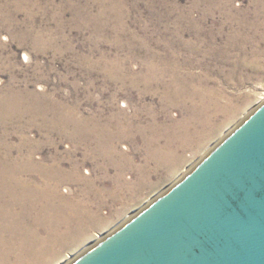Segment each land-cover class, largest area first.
<instances>
[{
    "label": "rangeland",
    "instance_id": "374dc122",
    "mask_svg": "<svg viewBox=\"0 0 264 264\" xmlns=\"http://www.w3.org/2000/svg\"><path fill=\"white\" fill-rule=\"evenodd\" d=\"M263 99L264 0H0V264H62Z\"/></svg>",
    "mask_w": 264,
    "mask_h": 264
},
{
    "label": "water",
    "instance_id": "95a60500",
    "mask_svg": "<svg viewBox=\"0 0 264 264\" xmlns=\"http://www.w3.org/2000/svg\"><path fill=\"white\" fill-rule=\"evenodd\" d=\"M62 264H264V99Z\"/></svg>",
    "mask_w": 264,
    "mask_h": 264
},
{
    "label": "bare ground",
    "instance_id": "6f19581e",
    "mask_svg": "<svg viewBox=\"0 0 264 264\" xmlns=\"http://www.w3.org/2000/svg\"><path fill=\"white\" fill-rule=\"evenodd\" d=\"M188 135V134H187ZM190 138V137H189ZM11 191V190H10ZM10 196V195H9ZM14 195H13V193H12V191H11V197H12V199H15L14 197H13ZM11 200V199H10ZM51 209V208H50ZM14 218V217H13ZM20 218V217H19ZM83 226V225H82ZM54 231V230H53ZM29 235V234H28ZM43 250V249H42ZM71 257H72V255H71Z\"/></svg>",
    "mask_w": 264,
    "mask_h": 264
}]
</instances>
